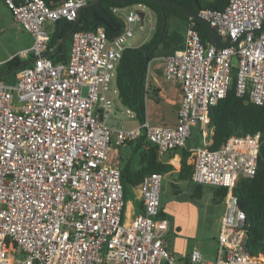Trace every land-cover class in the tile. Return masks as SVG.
<instances>
[{"label": "built area", "instance_id": "1", "mask_svg": "<svg viewBox=\"0 0 264 264\" xmlns=\"http://www.w3.org/2000/svg\"><path fill=\"white\" fill-rule=\"evenodd\" d=\"M0 1L33 36L32 46L18 53L31 64L12 85L0 82V264H264L244 249L245 215L233 194L239 179L256 173L260 133L231 136L209 149V109L233 77L238 97L264 103V0H228L221 9L198 11L223 43L234 41L230 46L203 43L189 19L183 48L163 57L165 78L182 93L176 124L154 126L146 115L129 129L108 124L114 109L108 93L134 24L150 22L145 6L113 8L125 26L111 40L102 27L72 32L67 60L54 63L44 56L50 38L44 24L73 23L92 0ZM194 127L201 139L190 149L192 181L227 193L215 260L194 249L183 263L166 247L162 176L142 179L143 211L124 223L121 171L110 154L113 144L140 138L167 154L185 148Z\"/></svg>", "mask_w": 264, "mask_h": 264}, {"label": "trees", "instance_id": "2", "mask_svg": "<svg viewBox=\"0 0 264 264\" xmlns=\"http://www.w3.org/2000/svg\"><path fill=\"white\" fill-rule=\"evenodd\" d=\"M48 6H55L64 0H43ZM175 1L192 12L196 11V6L193 0H170ZM228 0H208L201 3L198 0L200 8H223ZM102 9L114 20L122 24L121 19L113 15L111 8L113 6L127 7L133 5H143L151 10L155 16V31L151 39L139 47H127L117 64L114 85L116 88L117 99L121 106L126 110L134 113L138 123L144 121L146 116L145 100H151L155 103L159 102L158 89L151 86L149 83L148 89L145 90V78L148 64L157 56L159 49L165 52L168 56L174 51L182 49L183 36L179 30H169V21L176 18L182 23L189 21L187 15L174 7L164 6L163 10L166 15V26L164 32H161L162 15L157 3L150 0H130L125 4H116L113 0H100ZM102 17L100 11L92 6L82 10L81 21L73 30L77 31H92L99 27L104 28L106 36L109 40L113 39L121 32L112 33L105 28L103 23L99 21ZM189 23V22H188ZM72 28V23L67 20H59L54 23L52 32L48 42V53H51L61 39ZM196 29L203 43H212L211 32L203 25L196 23ZM70 41V40H69ZM67 41L64 49L60 50L51 57L54 63L66 61L69 55L70 42ZM22 62L17 56H14L10 61L0 67V73L9 70L13 67L21 65ZM20 67L18 70H21ZM17 71L9 74L7 77L14 78ZM235 78L231 83L230 89L226 96L220 99L215 106L209 109L210 126L213 127L211 136L210 150L218 149L227 138L231 136H248L255 133H260V146L257 157L256 173L251 178L239 179L236 187L233 189L234 196L238 199V206L244 212L246 231V239L244 249L250 256H261L264 258V103L255 105L246 98L238 97L235 94ZM138 146L145 144V149L140 154V167L136 171H132L129 165H125L121 171V182L123 185L124 199L127 198L128 192L132 187L138 185L142 179L151 173H159L160 175L173 173L174 168L170 164H164L158 160L159 154L155 146L148 144L143 138L136 141ZM128 144V143H127ZM200 144V142H199ZM176 149L173 152H176ZM172 153V152H170ZM180 170L175 172L177 181H190L192 176V165L187 163L190 157V152L186 148L180 149ZM202 185L194 183V188L191 194L192 200H199L202 195ZM227 193L225 188L213 189V201L222 202ZM163 216V212L159 213Z\"/></svg>", "mask_w": 264, "mask_h": 264}, {"label": "crops", "instance_id": "3", "mask_svg": "<svg viewBox=\"0 0 264 264\" xmlns=\"http://www.w3.org/2000/svg\"><path fill=\"white\" fill-rule=\"evenodd\" d=\"M206 1H208V0H203V3ZM125 3H116V4H125ZM133 6L135 7V9H131V10H128V8L132 7V6H127V7L113 6L111 8V11L113 8H116V7L123 8V9H125V11L136 10L137 5H133ZM137 9L139 10V8H137ZM146 9L149 10L148 8H146ZM149 11L151 12L150 22H148L147 19L144 21L141 19V21L136 23V24L140 23V26H139L140 29H142L144 27L145 21H147L150 24V30L152 31V34L149 36L147 41H149L151 39V37L155 31V25H156V21L154 23L153 18H152L153 12L151 10H149ZM188 19H190V18L188 17ZM188 22L185 23L186 27H185L184 32L182 33V36H183L182 47L184 46L185 31L187 29ZM47 24H46V26H47ZM136 24H134V26ZM124 26H125V24L122 22L119 30L121 29V31H122L124 29ZM134 26H133V31H134ZM53 27H54V24L52 25V29L50 31L46 30L47 33L49 34V36L53 30ZM173 30H175V29H173ZM70 37H71V35L66 40V42L70 40ZM66 42H65V44H66ZM211 42H212V44H214L213 34H212V41ZM220 42L223 43L221 39H220ZM205 43H207V42H205ZM32 44H33V36L29 32L25 31L23 29V27L18 22L14 21L9 9L0 1V67H2L4 64H6L8 61H10L14 56H17L19 58V60L22 62L21 65H23L25 63H26L25 66L30 65L31 63L28 64L27 62H29L31 59L29 57L18 56V53L30 48L32 46ZM126 46H127V44H126ZM127 47H129V46H127ZM130 48H136V47H130ZM62 49H64V48H62ZM154 59H158V57H156ZM160 59H161L163 64L161 63L160 67H156L154 69L155 75L152 77V79L149 78V76L151 74V69H152L151 62L147 66L146 78H145V90L148 89L149 83L151 84V86L156 87L158 89L159 102L155 103L152 101L155 106H153V109H152V115L153 116L151 118L147 114V99H146L145 100L146 115H147L151 125H154V126H174L177 122V113L179 110L182 93H181L179 83L169 81L165 78L163 58L160 57ZM21 65H19L18 67L20 68ZM25 66H23V67H25ZM11 69H9V70H11ZM18 69L15 70V71H17V73L20 71ZM7 71L8 70L0 73V82L7 84V85H12L16 81L17 73H16L14 78L7 77L6 79H2L3 77H5L9 74H12L14 72V71H12L10 73H6ZM115 72H116V69H115ZM114 79H115V75H114ZM114 79H113V82L111 85V90L108 93V96H109V98L112 99V101H114L115 99L117 100L118 108L115 109V105H114L113 111H121V108H123V107L121 106L119 100L117 99V93H116V88L114 85ZM161 102H165L175 114L174 120L170 123L165 124L164 122H160L161 119H164L163 113H162L163 107L158 105ZM113 104H114V102H113ZM126 111H128V110H126ZM128 112H130V111H128ZM130 113H131V116L132 115L134 116V113H132V112H130ZM152 120H154L155 122H152ZM119 125L121 126V122H118V126ZM209 127H210L209 139H210V143H211L212 142L211 136L213 134V127L210 126V123H209ZM194 129L197 132V134H199V139H197V141L195 143H192V140H193L192 139V131ZM192 131H191V136L186 143V147L189 150V152H190V149H193L194 147H197L199 145V142L201 139L199 127H194L192 129ZM112 147L113 148H112V151L110 154V164L119 168V170H121L125 165L128 164L129 168L132 171H136L137 169H139V167H140V165H139L140 164L139 163L140 162V154L145 149H147V146L145 144L138 146V143L136 141L132 142V143L124 144V145L118 146V147L114 146V144H113ZM133 147H134V149H132ZM135 149H136V151H134ZM129 154L131 157H129ZM180 159H181L180 149L177 150L176 152L159 155V157H158V160L160 162H162L164 164H170L173 166V168H174L173 173H168V175L172 176L176 182H186V181H177L175 178V175H174L175 172H178L180 170ZM187 163L192 165V171H193V162H192L191 153H190V157L187 160ZM188 182H191V184L194 185V182L192 181V176H191V180ZM199 185H202V184H199ZM176 193L179 194L180 190L177 189ZM128 197H130L131 200ZM177 206H179V205H177ZM176 208H180V207H176ZM142 211H143L142 197H141L138 185H136V186L131 188V190L127 194V198L125 199V205H124V210H123V221H124V223H130L135 218V216L142 213ZM166 211H167V213L168 212L173 213L176 210H174L173 207H171V205L168 204ZM169 224H170V222L168 221V230H169ZM176 228L178 230V227H176ZM168 230H167L166 235H165L166 247L172 252V254L174 256L177 255V259L181 260V262H183V263H186L189 252L194 250L193 248H196V246L192 245L191 248L189 249L190 245L186 240L179 239V238H174V239L168 238Z\"/></svg>", "mask_w": 264, "mask_h": 264}, {"label": "rangeland", "instance_id": "4", "mask_svg": "<svg viewBox=\"0 0 264 264\" xmlns=\"http://www.w3.org/2000/svg\"><path fill=\"white\" fill-rule=\"evenodd\" d=\"M201 3L203 4V0H201ZM131 9H135V7L132 6L128 8V10ZM152 18L155 23V16L153 13ZM47 23L48 22L44 24V29L50 31L54 23ZM139 26L140 23L134 26L133 36L127 40V46L138 47L147 42V39L152 34L150 24L147 21H145V25L142 29H140ZM185 27L186 24L180 22L176 18H172L169 21L170 30L176 29L183 33ZM164 55L165 52L159 49L157 51L158 59H153L151 61L152 69L149 76L150 79L155 75L154 69L161 66L162 61L160 57L162 58ZM152 103L151 100H147V114L151 118L153 116L152 109L153 106H155L154 103ZM158 105L163 107L162 113L164 119H161L160 122H164L165 124L172 122L175 118V114L170 107L165 102H161ZM118 122H121V126L124 129H129L138 125L136 118L133 115L131 116V113L124 108H121V111H113L111 120L108 124L118 127ZM152 122L155 121L152 120ZM192 139V143H195L197 139H199V134H197L195 129L192 131ZM132 149H134V147ZM134 151H136V149ZM129 157H131L130 154ZM193 188L194 185L191 184V182H176L172 176L168 174L162 175L159 208L161 212H163L162 218L170 222L168 238L186 240L190 245L189 249L192 245H195L196 248L193 249L198 248L197 250L200 251L206 261L213 262L218 249L217 239L222 222L224 205L222 202L213 201V186L202 185L203 190L199 200L191 199ZM177 189L180 190L179 194L176 193ZM128 198L131 200L130 197ZM168 204L176 211L167 213ZM176 227H178V230ZM175 257L177 262H181V260L177 259V255Z\"/></svg>", "mask_w": 264, "mask_h": 264}, {"label": "water", "instance_id": "5", "mask_svg": "<svg viewBox=\"0 0 264 264\" xmlns=\"http://www.w3.org/2000/svg\"><path fill=\"white\" fill-rule=\"evenodd\" d=\"M115 3H125L129 0H113ZM150 1H153L155 3L158 4L159 8H160V11H161V15H162V25H161V32H164V29H165V25H166V15H165V12L163 10V7L164 6H169V7H174V8H177L179 9L180 11H182L185 15H187L190 19L194 20L195 22L203 25L204 27L208 28L211 33L213 34V37H214V45L221 48V47H224V46H230L234 43V41H230L228 43H221L220 42V38L216 32V30L214 28H212L208 22L200 19L197 15L198 11L201 9L200 8V5L198 3V0H193L194 1V4L196 6V11L195 12H192L190 11L189 9H187L185 6L175 2V1H170V0H150ZM100 0H92L90 1L86 6L85 8H88V7H91V6H94L96 7L100 13L102 14V17L99 18V21H101L104 25L105 28L109 29L111 32L113 33H116L118 32L119 28H120V23L116 20H114L113 18H111L103 9L102 7L100 6L99 4ZM81 16H82V9H80L78 11V15H77V18L76 20L72 23V28L69 30V32H67V34L61 39V41L59 42V44L56 46V48L54 49V51H52L51 53H46L44 56L45 57H52L54 56L59 50L60 48H64L65 47V42L66 40L69 38V36L72 34L73 30L79 25L80 21H81ZM140 16L142 18V13H140ZM260 30H264V23L263 25L261 26ZM28 64L31 63V60L29 62H27ZM26 64V63H25ZM25 64L21 65L20 67H23L25 66ZM19 67L16 66L14 68H12L11 70H8L6 73H10L12 71H15L17 70ZM114 105H115V109L118 108V105H117V100L115 99L114 101Z\"/></svg>", "mask_w": 264, "mask_h": 264}]
</instances>
